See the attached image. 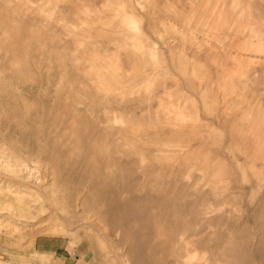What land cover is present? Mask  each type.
<instances>
[{"label": "rangeland", "instance_id": "rangeland-1", "mask_svg": "<svg viewBox=\"0 0 264 264\" xmlns=\"http://www.w3.org/2000/svg\"><path fill=\"white\" fill-rule=\"evenodd\" d=\"M250 109L264 0H0V264H264Z\"/></svg>", "mask_w": 264, "mask_h": 264}, {"label": "crops", "instance_id": "crops-1", "mask_svg": "<svg viewBox=\"0 0 264 264\" xmlns=\"http://www.w3.org/2000/svg\"><path fill=\"white\" fill-rule=\"evenodd\" d=\"M122 9L121 12H119V9H115L113 10V14L115 17H118V21L116 19H114L115 17L113 15H110V19L108 21V23L113 26L117 33L119 34L118 37L116 38V40H118L119 38L122 39V37H125L124 35H121L122 31L125 30V32L127 33V38H128V43H119L122 44V46H129L128 47V53H130V55H128V57L134 61H138L140 56H142V54H146V53H150V48H149V44L146 43L144 44L143 41L146 39L144 35V31H143V24L141 22V20L137 19V17L131 13V12H127L122 6H119ZM228 19H222L223 21L229 20ZM125 23H128V25H126ZM216 26V25H214ZM213 28V27H212ZM141 38V44L140 45H136V40ZM156 51V50H155ZM133 55H136V57L134 58ZM143 57V56H142ZM136 59V60H135ZM234 61H238V57H234ZM139 66L142 65V62L138 63ZM101 66V65H99ZM103 67H105V70H116V69H120L121 66L120 65H113V62L104 65ZM251 115L252 120L250 121V127L252 126H257L259 129L258 131H260L261 133H264V115H254L252 109H250V111H248V115L247 117ZM248 127V129L250 128ZM247 129V130H248ZM261 139V138H260ZM36 252H43V253H53L54 255H58V252L56 249L52 248L51 246H48L46 242H40L38 246H36L35 248Z\"/></svg>", "mask_w": 264, "mask_h": 264}]
</instances>
